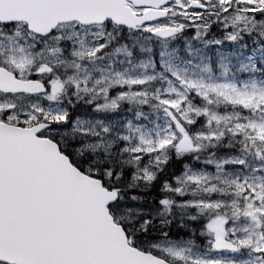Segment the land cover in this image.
I'll return each mask as SVG.
<instances>
[{"label":"snow or ice","instance_id":"1","mask_svg":"<svg viewBox=\"0 0 264 264\" xmlns=\"http://www.w3.org/2000/svg\"><path fill=\"white\" fill-rule=\"evenodd\" d=\"M0 264H264V0H0Z\"/></svg>","mask_w":264,"mask_h":264}]
</instances>
